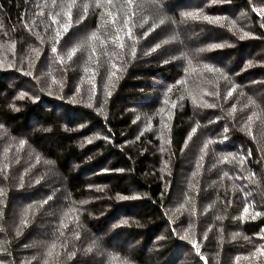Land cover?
Segmentation results:
<instances>
[{
    "label": "trees",
    "instance_id": "16d2710c",
    "mask_svg": "<svg viewBox=\"0 0 264 264\" xmlns=\"http://www.w3.org/2000/svg\"><path fill=\"white\" fill-rule=\"evenodd\" d=\"M0 264H264V0H0Z\"/></svg>",
    "mask_w": 264,
    "mask_h": 264
},
{
    "label": "snow or ice",
    "instance_id": "6c2138e0",
    "mask_svg": "<svg viewBox=\"0 0 264 264\" xmlns=\"http://www.w3.org/2000/svg\"><path fill=\"white\" fill-rule=\"evenodd\" d=\"M73 2H75V0H73ZM109 2H110V0H109ZM129 2H131V0H129ZM69 8H71V5H69ZM69 15H70V13H69ZM188 16H190V17H192V18H200L199 17V14L198 13H188L187 14ZM204 19H207V20H209V22H218V20H211L210 18H208V17H203ZM67 29L65 28V31H66ZM245 35H247V33H245ZM244 37H241V39H243ZM157 47H159V45H157ZM212 47H223V45H213ZM53 51L55 52L56 51V49L54 48L53 49ZM74 54V53H73ZM70 58V57H69ZM209 71H212V69H209ZM245 212H247V209H245ZM125 223H126V221H125Z\"/></svg>",
    "mask_w": 264,
    "mask_h": 264
}]
</instances>
